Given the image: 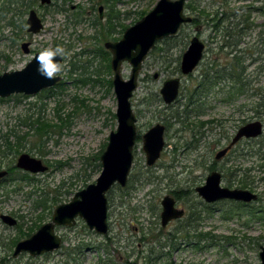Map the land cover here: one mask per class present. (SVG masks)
Returning a JSON list of instances; mask_svg holds the SVG:
<instances>
[{"label":"rangeland","instance_id":"374dc122","mask_svg":"<svg viewBox=\"0 0 264 264\" xmlns=\"http://www.w3.org/2000/svg\"><path fill=\"white\" fill-rule=\"evenodd\" d=\"M55 1L63 5V0ZM64 1L65 7L79 4L86 20L74 26L69 23L66 27L64 13L54 12L53 8L49 7L39 8L36 5L44 27L40 33L31 37L34 41L31 44L32 51L27 54L21 50L20 41L14 39L21 20L26 19L27 12L21 14L13 5L6 10L8 6L6 0H0V7L2 6L0 74L24 67L33 53L44 47L62 45L66 49V57L62 61L65 68L59 74L61 85L49 87L51 88L49 92L42 90L34 95L12 94L5 97V100H0V144L3 141L1 135L10 130L13 131V135L10 136L11 142L15 143L17 136H20L17 139L20 144H17V154L0 157V167L6 168L7 165L15 164L17 156L22 152L42 159L48 166L42 173L28 172L33 177L31 183L18 180L14 183H0V214H10L20 224L8 226L0 220V264H260L258 252L259 246L264 245V215L249 216V211L264 212V160L254 153L259 147L264 149V140L260 141L264 137V109L259 112L258 106L259 95L261 92L264 94V43L261 42H253L256 44L253 48L256 47L257 51L252 55L250 53L243 55L242 65L246 67L242 74L245 77L243 96L239 98L238 94L237 100L232 101L233 104L221 100L219 102L220 98L223 99L233 93L228 92L231 83L226 79L225 82L221 81L212 87L211 91L216 97L214 101L210 99L212 107L205 106L202 114L190 117L191 121L219 120L226 127V131L231 133L244 121L254 119L262 121L263 133L257 140L241 141L235 146L237 152L231 154L229 160L223 159L220 162V165L227 168V173L224 171L227 177L222 180V185L238 187L237 180L244 178L248 181L247 189H252L258 194L256 201L244 205L241 202L222 200L210 204L208 209L196 204L201 198L193 188L204 183L209 172L207 165L214 156L206 152L204 144L213 142L218 127L211 131L205 126V134L196 150H186L183 149L185 141L190 142L193 137L190 129L182 131L181 123L167 119V124L171 125L165 126L163 134L165 146L158 161L153 166L146 165L141 138H136L133 164L126 187L115 184L106 192L109 225L107 234L96 233L78 218L72 227H55L56 233L63 240L59 249L34 256L26 251L20 252L16 257L12 255L13 240L18 235L23 239L32 234L37 227L26 235L29 227L38 222L40 214H42L40 225L51 218L47 211L34 207L36 200L47 197V203L51 205V201L57 198V202L52 205V211L56 205L69 201L76 191L95 181L101 170V167H95L97 166L95 159L98 158L99 161L110 131L115 130L117 126L116 96L112 84L108 83L113 77V72L111 70L110 73L106 67L107 58L94 53L104 42L89 38L96 35L101 39L99 26L90 27L87 22L98 16L97 8L101 5V0ZM156 1L115 0L113 9L119 12L122 24L131 25L138 20L140 11H149ZM221 2L201 0L199 7L212 16L216 10L221 11ZM186 3L189 5L185 11L192 14V0H187ZM261 3L264 4V1L258 2L257 5ZM249 4L251 0H227V12L237 11V14L222 19L217 30L207 26L200 29L201 39H206L210 35L214 37V41L207 46L203 59L191 78L180 74L178 63L180 50L186 49L190 37L195 32L193 25H183L171 39L158 42L154 47L155 51L153 49L148 53L139 71L137 87L130 98L137 117L138 136L157 122L164 124L166 121L164 116L176 107L182 110L180 103L174 102L169 105L170 107L163 103L159 89L164 80L180 76L184 87L191 88L195 76H198L197 73H200L211 60L218 61L222 66H228L232 62L234 52L225 54L219 52L217 47L223 42L224 28H228L231 22H239L243 13L239 8ZM91 6L97 8L93 10ZM105 14L106 9L103 6L102 22L106 19ZM219 16L221 14L218 11L214 20L216 21ZM252 18L253 21L257 20L258 24H263L264 30V10L262 14L253 13ZM208 24L212 26L211 22ZM238 28L240 25L234 30ZM119 29L117 27V30ZM113 36L119 38L121 34L115 33ZM29 37L30 35L24 33L22 38ZM66 39L70 42H66ZM59 40L64 42H58ZM208 43L210 42H205ZM251 43L239 42L236 48L240 50L249 47ZM92 55L94 59L87 63ZM252 56L259 58L251 60ZM73 62L80 66L75 72L70 71ZM81 65H87L86 68L84 66L85 72ZM130 69L131 65L127 61L122 62L120 74L123 79L129 77ZM81 73L82 76L98 78L99 81L86 84L77 82ZM257 88L260 89V94L256 93ZM257 113H262L260 118L256 117ZM38 118L54 125L53 131L47 136L44 135L41 140L37 138L33 129L35 126L30 125V122ZM25 119L27 124L24 123ZM197 136L198 134L194 139ZM3 149V146L0 147V150ZM92 169L94 171H91ZM234 169L240 171L231 175ZM90 172L92 175L87 178L86 175ZM176 190L186 192L193 190L188 194L187 200L185 197L176 202L178 206L184 208L188 205L194 206L200 215L196 233H205L202 239L198 240L193 238L194 236L183 239L184 237L177 233L176 240L167 242L165 235L159 236L160 200L164 195H172L171 191ZM177 225V220L172 221L165 228H161L160 232L175 231ZM172 241L175 248L171 246ZM70 250H73V253H69ZM150 250H153L152 258L156 254L162 256L155 258V261L148 260Z\"/></svg>","mask_w":264,"mask_h":264},{"label":"water","instance_id":"95a60500","mask_svg":"<svg viewBox=\"0 0 264 264\" xmlns=\"http://www.w3.org/2000/svg\"><path fill=\"white\" fill-rule=\"evenodd\" d=\"M42 1L48 2V0ZM185 1L157 0L141 19L124 30L118 41L105 43V47L112 54L110 66L113 72L112 86L117 101L115 110L117 126L115 130L110 131L106 147L100 154L101 171L94 182L76 191L69 201L55 206L49 221L43 223L28 238L19 240L13 250L14 256L23 251L34 256L58 249L61 238L55 232V227H71L78 218H81L89 229L98 234L105 235L108 232L106 192L114 184L122 187L126 184L137 136V118L132 109L130 98L137 87L142 62L155 42L174 36L182 24L191 21V17L184 14ZM27 23L29 31L37 32L40 28V21L33 11H30ZM21 46L27 52V44L23 43ZM202 50L203 43L197 37H193L182 54L180 64L182 73L187 74L193 70L202 56ZM57 60L61 63L62 58L58 57ZM124 61L131 65L127 79H123L120 74L121 64ZM36 68V61L32 58L22 69L1 73L0 97L5 98L12 94L34 95L53 86L59 80V76L51 80L45 79L37 73ZM178 87L179 79L177 77L168 78L162 83L160 94L165 104L174 101ZM163 129L161 124L156 123L141 136L142 149L148 166L153 165L160 157L164 146ZM261 133L262 123L260 121L244 124L238 129L230 144L216 152L215 158L219 159L224 156L231 145L241 137H257ZM15 166L31 174L42 173L48 169L42 159L25 152L18 155ZM7 173L6 169H1L0 179ZM220 182V173L212 171L207 175L203 185L195 187V191L203 201L208 203L220 200L251 203L258 198V194L249 189L230 188L222 186ZM160 203L162 207L160 224L162 227L183 215L182 209L175 208L172 196L164 195ZM0 218L8 225L16 223V219L8 214H1ZM258 256L260 264H264V245L259 246Z\"/></svg>","mask_w":264,"mask_h":264},{"label":"flooded vegetation","instance_id":"af4514ba","mask_svg":"<svg viewBox=\"0 0 264 264\" xmlns=\"http://www.w3.org/2000/svg\"><path fill=\"white\" fill-rule=\"evenodd\" d=\"M68 1L71 2V0H68ZM114 1L115 0H101V5H99L98 8L96 6H91V9H93V10H95L97 8V10H98V16L95 19L87 20L88 25L90 27H92V26L93 27H98L99 26L98 31H99V34H100V38L101 39H99V37L96 36V35H92L89 38H93L94 40H97L99 42H101V41L104 42L103 43V46H99V49H97L94 53H96V54L99 53L101 55V57H103L105 59L107 58L106 67L109 66V69L110 70H111L110 62H111L112 54L105 47V43L106 42H115V41H118L121 38L124 30L128 26H130V25H125V27L121 30V26H119V23L122 24L120 22V20H119L120 14H119V12H117V10H114L113 9V3H114ZM221 1H222L221 2L222 5L220 4L221 11L218 9V10H216L214 12V13H218V11H219V13L221 14V16L218 17V20L226 19L227 17L235 16L237 14V11L230 12V13L227 12L228 11L227 10V6H226L227 0H221ZM262 1H264V0H251V4H249L247 6H243V7L241 6L239 8V11H242L243 12L242 13L241 20L239 22H237V23H233V22L229 23L228 28H227L228 31L227 32H224L222 34L223 35V38H222L223 39V42L220 45H218V47H217L218 48V51L219 52H223L225 54H231L232 52H234L233 53V56H232L233 57L232 58V62H230L228 64V66H226V65L222 66V64L219 63L218 61H216L214 59L211 60V62L200 73H197L198 76H195L194 82H193L191 88H185L184 85L182 84L181 77L180 76H175V77H177L179 79V87H178L177 96L174 99V101L171 102L170 104H165L164 102L163 103L166 105V107H170L169 105H172L174 102H176V104L177 103H180L182 110H179V108L176 107L168 115H165L164 116V119H166V121H164V124L157 122V123L161 124L164 127L163 134H164V131H165V126L166 125H168V126L171 125V124H167V119L168 120L173 119L174 122L181 123V125H183V126H182V128L180 130H182V131H184L183 129H186V128L187 129H190L193 137H192V139H191L190 142L185 141V143L183 145V149H186V150H196L197 145L199 146V142L201 141V139L203 138V136L205 134V130H204V127L205 126L208 127V129L211 130V131L214 130V127H218V129L216 131V134H215L216 137L213 138V142H211V143L206 142L204 145H205L206 152L209 153L210 155L211 154L214 155L213 156V160L210 161L209 164L207 165V169L209 170V172L207 173V175L210 172H212V171H218L220 173V175H221V182H220L221 185H222V180L227 177V176L224 177V174H225L224 171L227 170V168L225 169L224 166L220 165L221 160H223V159H228L229 160L230 155L231 154L233 155V154H235L237 152L238 149H235V146L238 145L241 141L244 140L245 142H247L249 140H257L258 137H260L262 135V133H263V123H262L261 120H258V119L252 120V121H257L258 120V121H260L262 123V133L259 136H257V137H250V138L241 137L233 145H231V147L227 150V152H226V154L224 156H222L219 159H216L215 158L216 152L219 151V150H221V149H223L224 147L228 146L230 144L232 138L237 133L238 129L241 126H243L244 124L248 123V122H245L244 121L241 125L237 126L236 130H234L231 133V132L226 131V127L219 120L210 119V120H203V121H200V120H198V121H191L190 117L192 115H200V114H202L203 111H204L203 107H205V106L206 107H209V108L212 107V104L210 102V99H212L211 101H214V99L216 97H215V95H213L211 89L217 83H219L221 81L225 82L226 79L228 80L229 83H231L230 90L228 92H233V93L230 94V95H228V96H225L223 99L220 98L219 99V102L221 100L224 103L233 104L232 101L237 100V95L238 94H240L238 96L239 98H241L243 96V94H244V85H245V82L243 81V79L245 77H243L242 74H244V70L246 68L245 66L242 65L243 55H244V53H250V55H252L255 51H257V48L256 47L253 48V46H256V44H255L256 42L264 43V36H262V33L264 31L262 29V25L263 24H258L256 22L257 20H254V21L252 20L253 19L252 18V14L253 13H255V14L261 13L262 14V11L264 10V4L261 3L259 6L257 5L258 2H262ZM62 2H63V5L58 4L59 2H57L55 0H48V2H43L42 0H18V1L17 0H6V3L8 4L6 10H9L10 8H12L11 6L13 5V6H15V9L16 10L18 9L20 11L21 14L27 12L25 21L23 19L21 20V24H20V26L17 29L18 32H16L15 35H14L15 36L14 39H16L17 41H20V48H21V50L24 53L29 54L32 51L31 44L34 41H33V39H31V37L34 36V35H36V34H38V33H40L42 31L43 27H44L43 19L38 14L37 9L35 8L36 5L39 8L47 9L49 7V8H53V11L54 12L64 13L65 14V20H64L65 26L68 25L69 23L74 26V25H77L79 23H83L86 20V17L83 16V11H82L81 7L79 6V4H73L70 7H65L64 6L65 5V1L63 0ZM186 2H187V0L184 3V14L187 15V16H190L191 17V21L182 24L179 27L178 31L180 30V28L183 25H193V28H194L195 32L190 37L189 42H188V45L190 43V40L193 37H197L199 39V41H201L203 43V50H202V56H201V58L199 59V61L197 62V64L193 68V70L191 72L187 73V74L182 73L181 68H180V64H181L182 54L187 49L188 45H187V47H186L185 50H182V49L180 50V53H179V63H178V71L180 72V74L182 76H188V77L191 78L193 76L194 72L197 70L198 66L200 65V63H201V61L203 59L204 53L207 50V46H210L213 43L214 37L208 35V37H207L208 39L207 38L206 39H201L200 34H201L202 27H205V26H207V27H213V26H209V24H208L209 23V20L208 19H206L205 17H203V16L200 15L201 14V11L204 10V9H200V7H199L201 0H192V3H193V4H191L192 14H190V13H188V12L185 11V8L188 7V5H189V3H186ZM103 6L106 9V14H105L106 15V19H105L104 22L101 21L104 18V16H103ZM30 11H33L35 13L36 17L40 21V28H39V30L37 32L29 31V25L27 23V18H28V15H29ZM0 12H2V6L0 7ZM147 12H145V14ZM125 14H129V12H125ZM145 14H143L140 18H138V20L141 19ZM209 17H212V16H209ZM239 25H240V28H238L237 30H234ZM117 27H119L120 29L117 30ZM257 28H259V29H257ZM65 29H67V28H64V30ZM110 30H111V32H113L114 30H116V31L112 35H108L107 33ZM177 32H176V34H177ZM24 33L30 35V37L23 39L22 37H23V34ZM115 33H119V34H121V36L119 38H116V37L113 36ZM103 35H105V36L102 37ZM106 38L109 39V40H107ZM163 39H165V38H163ZM163 39L156 41L155 42V45L150 49V51H153V49L156 46V44L158 42H161ZM58 42H64V41L59 40ZM66 42H70V41L68 39H66ZM205 42H210V43L205 44ZM239 42H252V43H251V45L249 47H246V48H243V49L238 50L236 48V46L238 45ZM253 42H255V43L253 44ZM23 43H26L27 44V52H25L23 50L22 46H21ZM156 49H157V47H156ZM223 49H227L229 51L228 52L227 51L225 52V51H223ZM92 51H94V50H92ZM154 51H155V49H154ZM37 53L38 52H34L33 55H32V57H31V59ZM238 53H240V54L238 55ZM235 58L236 59H239L241 61V66H236V65H239V63L237 61H235ZM257 58H259V56H256V57H253L252 56L251 57V60H258ZM93 59L94 58H93V55H92V58L90 60H88L87 63H90ZM62 61H63V58H62ZM62 61H61V64H62ZM71 65L72 66H71L70 71H74V72L77 71V68L80 67L75 62H73ZM84 66L86 68L87 65H84ZM84 66L81 65V68H83V70L85 72L86 69L84 68ZM22 68H20V69H22ZM107 69H108V67H107ZM16 70H19V69H16ZM10 71H12V70H10ZM58 76H59V80L54 84L56 86H59L62 83L61 82V76L60 75H58ZM85 78H91V77L90 76H82V73H81V76H80V78L77 79V82H80L82 84H86V83H89V82H93L94 83V81H89V82L80 81V79H85ZM170 78H172V77H170ZM91 79H96V78H91ZM111 84H112V79H111ZM257 89H256V93L258 92L257 94H260V89L259 88H257ZM43 90H45V89H43ZM159 94H160V89H159ZM160 97H161V94H160ZM208 99H209V101H208ZM258 106H259V112L262 111V109H264V94H262V92L259 95V104H258ZM180 112H182V113H180ZM180 114H182V115H180ZM261 114L262 113H257L256 117L260 118V115ZM174 115H178L179 117H175ZM115 117H116V115H115ZM252 121H249V122H252ZM136 123H137V121H136ZM136 133H137V130H136ZM142 134H141V136H142ZM197 134H198L197 138L194 139V136H196ZM141 136H138L137 135L136 138L139 139V137L141 138ZM163 139H164V136H163ZM141 141H142V138H141ZM260 141H262V139ZM135 142H136V140H135ZM220 142H222V143L220 144ZM164 146H165V141H164ZM164 146H163L162 150L164 149ZM105 147H104V149H105ZM133 149H134V146H133ZM162 150H161V152H162ZM249 151L251 152L252 150L250 149ZM258 151H259V148H257L254 151V153L255 154H258ZM160 155H161V153H160ZM158 159L156 160V162L158 161ZM145 160H146V158H145ZM99 162H100V160H99ZM145 163H146V161H145ZM132 164H133V160H132ZM153 165H151V166H153ZM100 167H101V163H100ZM131 167H132V165H131ZM1 169H6V168H0V170ZM17 169H19V168H17ZM130 170H131V168H130ZM239 171H240V169H237L233 173H231V175H235ZM207 175H206V177H207ZM6 176H4L3 178H5ZM128 176H129V174H128ZM206 177L204 179V183H205ZM3 178H1L0 180H2ZM127 182H128V178H127ZM127 182H126V184H127ZM126 184L123 187H126ZM203 184H201V185H203ZM197 186H199V185H197ZM224 186H226V185H224ZM195 187L193 188V190L196 193ZM227 187H229V186H227ZM230 188H241V187H230ZM193 190H192V192H193ZM190 191L189 192H186V191H178V190H176V191H171V194L172 195L166 194V195H170V196H172L174 198V201H175L174 206H175V208L182 209L183 210V215L181 217H178L176 219H173V220L169 221L167 223V225L170 222L176 221V220L178 221V224H179V221H181V222L184 221L185 218L188 216V213H189L188 208L190 206L193 207V210H194V206L193 205H188L186 208H184V207L178 206L177 205V202H176L179 199H183L185 197H186V200H187L188 199V194H191L192 193ZM176 194L177 195H181L182 197H180L178 199L175 196ZM201 201L204 202L207 205H210L212 203H215V202L208 203V202L203 201L202 199H201ZM220 201H222V200H220ZM230 201H232V200H230ZM160 202H161V200H160ZM216 202H218V201H216ZM244 204H248V203H244ZM160 205H161V203H160ZM107 211H108V209H107ZM161 211H162V207H161ZM161 211H160V213H161ZM52 212H53V210H52ZM1 214H4V213H1ZM8 215H10V214H8ZM51 215H52V213H51ZM10 216L13 217L12 215H10ZM13 218L16 219L15 217H13ZM0 220H1V218H0ZM195 223H197V221H195ZM195 223H192V225L195 224ZM4 224L5 225H8L6 223H4ZM18 225H20V224H18V220L16 219V223L14 225H8V226H18ZM41 225L39 224V226L36 228V230ZM160 226H161V224H160ZM196 226L197 225H195V228H197ZM165 227H162L161 226V228H165ZM186 228L187 229L190 228L191 230H193V227H186ZM108 229H109V225H108ZM175 230H177V227H176ZM170 233L174 234V231H172ZM191 233H193V232H190V234ZM194 233L195 234L205 235V233H196V230L194 231ZM28 237H26V238H28ZM60 238H61V244H60V247H61V245L63 244V240H62V237L61 236H60ZM176 238H177V234H176V237L175 238H172V239H175L176 240ZM23 239H25V238H23ZM19 240H22V239H19ZM19 240H17L15 242L14 247H15L16 243ZM171 246H172V248H175L174 241H172ZM13 250H14V248H13ZM55 250H57V249H55ZM55 250H53V251H55ZM53 251L44 252V253H41V254H48V253H51ZM12 255H13V252H12ZM38 255H40V254H38ZM14 257H16V256H14Z\"/></svg>","mask_w":264,"mask_h":264},{"label":"trees","instance_id":"16d2710c","mask_svg":"<svg viewBox=\"0 0 264 264\" xmlns=\"http://www.w3.org/2000/svg\"><path fill=\"white\" fill-rule=\"evenodd\" d=\"M145 12L144 11L139 12L138 13V18H140L143 14H145ZM201 15L203 17H205L206 19H208L209 22L212 23V26H213V29L214 30H217L218 27H219V25H220V23L222 22V20H218V19L216 21L214 20L215 17H216V15H217V13H214L212 15V17H209L210 14L209 13H206L204 10H202L201 11ZM119 26H121V30L125 27V25L120 24V23H119ZM115 31L116 30H114L113 32H111V30H110V31H108L107 34L108 35H112ZM227 31H228L227 28H224L223 33L224 32H227ZM172 37L173 36L167 37V38L163 39V41H161V42H165L166 40H169ZM235 61H237L239 63V65H236V66H241V61L239 59H236L235 58ZM107 67H108V71L111 73V70L109 69V66H107ZM80 81H83V82H89V81L97 82L99 80L97 78L96 79L85 78V79H80ZM108 83L111 84V79L108 80ZM51 88H47V89L43 90L42 92H49V90H51ZM17 96H19V95H17ZM0 100H5V99L4 98H0ZM174 116L175 117H179L178 115H174ZM60 119H62V118L60 117ZM24 123L27 124L26 119L24 120ZM30 125L32 127L35 126V127H33V129H34V131H35V133L37 135V138L39 140H41L44 135L47 136L49 134V132L53 131L52 128H54V127H52L54 125L49 124L46 120L41 119V118H38V119L33 120L32 122H30ZM58 127L60 128L61 126L58 125ZM11 135H13V131L12 130H10V131L4 133L3 135H1V141L2 140L3 141L0 144V147L3 146L4 149L3 150H0V157L8 156V155H11V154H17V152H18V145H20L18 143L19 140H17V139L20 136H17L16 142L13 143L10 140V136ZM263 140H264V137L262 138V141ZM260 150H262V151L260 152ZM257 155H260L259 156L260 159L264 160V149L262 147H259V151H258V154ZM95 160L97 161L96 162L97 163V166H95V167L100 168V162L98 161V158L95 159ZM6 169L8 170V174H7V176L5 178H3L2 180H0V183H3V184H6V182L14 183L17 180L18 181H26L27 183H29V182L31 183V180L33 179V177L30 176L28 172H26V171L21 172L20 169H17L14 164H12L10 166L7 165L6 166ZM235 170H237V169H235ZM91 171H94V169H92ZM226 173H227V170H226ZM226 173L224 174V177H226ZM91 175L92 174L90 172L89 174L86 175V177L89 178ZM237 183H238L237 184L238 187H241V188H247L248 187V181L246 179H244V178H241L240 180H237ZM228 185H230V183H228ZM249 190H252V189H249ZM190 192H192V190ZM175 196L178 199L180 197H182L181 195H177V194ZM47 201H48L47 200V197L46 198L40 197L38 200H36V202L34 204V207L35 208L40 207V208H42V210H45L49 214H51L52 213V211H51L52 205L57 202V198H54L51 201V205H48ZM196 204H199L203 209H205V208L208 209V206H209V205L205 204L204 202H202L201 200H198L196 202ZM244 205H247V204H244ZM188 210H189L188 216L185 218L184 221H182V222L180 221L179 222V224L177 225V230H175L176 232L174 231V234H172L170 232L162 233V232H160L162 230L161 227H160L159 228V236L160 237H163V235H165V238L167 239L166 240L167 242H171L172 238H175L177 233H178V235H181L180 237H184L183 239H187V238L189 239L192 236H194L193 238H197L198 240L202 239V237H204V236H202L201 234H195L194 233V231L196 230L195 225H197V223H195V221H197V220L200 219V215L198 214V212L195 209H194L195 210L194 211L193 210V207H191V206L188 208ZM249 213H250L249 216L250 215H256V214L264 215V212L263 211H257V210H255V211L254 210H250ZM41 217H42V214H40L38 216V222L37 223H34L32 227H29V231L27 232V234L25 233L26 235H29L30 232L33 230V228L39 226V223L41 222L40 221V218ZM192 223H195V224L192 225ZM186 227H193V230H191L190 228L187 229ZM190 232H193V234H190ZM22 234H24V233H22ZM20 238L21 237L18 235L13 240V244H15V242L17 240H19ZM69 253H73V250H70ZM152 253H153V250H150V255L148 256V260L155 261V258H158V257L162 256V254H159V255L156 254L155 257L152 258V256H151ZM167 253H169V252H167Z\"/></svg>","mask_w":264,"mask_h":264},{"label":"clouds","instance_id":"9594fccd","mask_svg":"<svg viewBox=\"0 0 264 264\" xmlns=\"http://www.w3.org/2000/svg\"><path fill=\"white\" fill-rule=\"evenodd\" d=\"M58 57H66V49L62 45L40 49L38 54L33 57L37 64V73L45 79H55L65 68L64 64L58 62Z\"/></svg>","mask_w":264,"mask_h":264}]
</instances>
